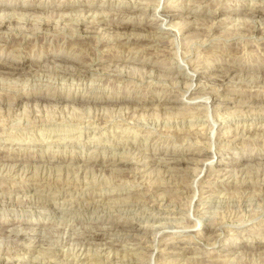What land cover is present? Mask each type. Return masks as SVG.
Masks as SVG:
<instances>
[{"label":"rangeland","instance_id":"374dc122","mask_svg":"<svg viewBox=\"0 0 264 264\" xmlns=\"http://www.w3.org/2000/svg\"><path fill=\"white\" fill-rule=\"evenodd\" d=\"M0 264H264V0H0Z\"/></svg>","mask_w":264,"mask_h":264},{"label":"bare ground","instance_id":"6f19581e","mask_svg":"<svg viewBox=\"0 0 264 264\" xmlns=\"http://www.w3.org/2000/svg\"><path fill=\"white\" fill-rule=\"evenodd\" d=\"M87 111V110H86ZM238 127V126H237ZM92 144V143H91ZM47 146V145H46ZM223 170V169H222ZM61 210V209H60ZM208 213V212H207ZM159 224V223H158ZM19 225V224H18ZM158 226V225H157Z\"/></svg>","mask_w":264,"mask_h":264}]
</instances>
